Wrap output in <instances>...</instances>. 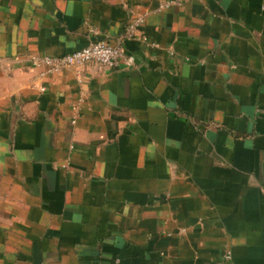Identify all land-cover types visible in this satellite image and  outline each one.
Instances as JSON below:
<instances>
[{"label": "crops", "instance_id": "obj_1", "mask_svg": "<svg viewBox=\"0 0 264 264\" xmlns=\"http://www.w3.org/2000/svg\"><path fill=\"white\" fill-rule=\"evenodd\" d=\"M167 1L0 0V264H264V0Z\"/></svg>", "mask_w": 264, "mask_h": 264}, {"label": "built area", "instance_id": "obj_2", "mask_svg": "<svg viewBox=\"0 0 264 264\" xmlns=\"http://www.w3.org/2000/svg\"><path fill=\"white\" fill-rule=\"evenodd\" d=\"M184 0L165 2L164 6H178ZM144 22L143 17L137 16L130 19L125 27L123 39L134 38ZM35 68H42L51 73H59L67 69H79L88 65H95L100 69L129 70L135 65V57L127 54L119 45H110L105 41H98L88 46L63 55L61 57L34 56L31 59ZM74 122V121H73ZM223 264H233L229 251L223 254Z\"/></svg>", "mask_w": 264, "mask_h": 264}]
</instances>
